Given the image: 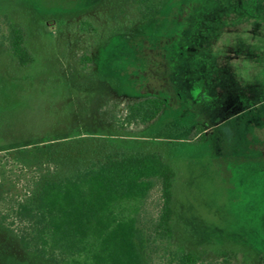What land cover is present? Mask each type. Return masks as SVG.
<instances>
[{
	"label": "rangeland",
	"instance_id": "1",
	"mask_svg": "<svg viewBox=\"0 0 264 264\" xmlns=\"http://www.w3.org/2000/svg\"><path fill=\"white\" fill-rule=\"evenodd\" d=\"M83 18L99 34L80 32ZM8 23L25 30L28 66L7 49ZM146 95L161 113L114 129L113 100ZM114 151L172 164L175 244L204 264H223L217 248L264 264V0H160L144 20L130 0H0V209ZM158 196L155 184L138 204L146 229ZM0 264L51 263L0 228Z\"/></svg>",
	"mask_w": 264,
	"mask_h": 264
},
{
	"label": "trees",
	"instance_id": "2",
	"mask_svg": "<svg viewBox=\"0 0 264 264\" xmlns=\"http://www.w3.org/2000/svg\"><path fill=\"white\" fill-rule=\"evenodd\" d=\"M137 20L150 16L160 0H130ZM82 33L99 34L87 18L78 23ZM122 30L107 26L104 44ZM7 49L19 66L33 55L25 44L22 25L8 23ZM91 56L82 53L80 66ZM158 95L112 102L108 116L114 129L132 131L133 125L152 122L163 110ZM175 169L158 152H107L89 164L56 179L38 182L33 194L8 209H0V228L12 232L20 246L51 264H204L201 252L173 242V191ZM158 185L156 216L146 229L139 224L138 204ZM157 252L158 259L151 255ZM216 255L229 264L233 252L217 248Z\"/></svg>",
	"mask_w": 264,
	"mask_h": 264
}]
</instances>
